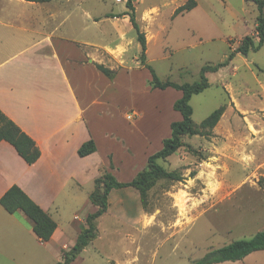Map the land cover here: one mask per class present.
<instances>
[{
  "label": "rangeland",
  "instance_id": "374dc122",
  "mask_svg": "<svg viewBox=\"0 0 264 264\" xmlns=\"http://www.w3.org/2000/svg\"><path fill=\"white\" fill-rule=\"evenodd\" d=\"M195 1L194 10L179 16L176 15L178 6L188 0H134L136 22L150 43L148 62L163 81L197 82L204 66L227 61L245 36H252L256 43L259 42L256 34L259 10L254 2ZM127 2L90 0L88 6L97 14L93 19L103 20L106 15L102 14L107 12L120 16V10L128 8ZM129 12L132 13L130 9ZM76 17L77 14L68 24ZM107 23L110 22L102 24V29L106 30L105 39L109 45L115 43L116 48L120 41L114 38ZM125 41L126 49L107 52L104 62L108 68L131 71L122 73L116 84L107 78L100 81V87L109 88L111 96L116 93L113 90L116 86L122 94L119 99L122 103L111 110L93 107L89 111V121L108 123L102 121L112 117L119 123H139L138 127L126 130L128 133L133 130L129 136L143 147L148 146L147 152L152 154L159 152L162 140L171 137V124L182 120L181 114L174 110L181 92L152 90L151 74L140 66L141 44L135 28ZM243 59H247L251 69L245 67ZM233 63L244 66L239 75L231 74L230 65L209 73L211 87L191 101L196 125L226 106L213 135L187 136L184 140L189 147L180 149L166 161L159 160L164 169L177 172L183 180H158L148 193L146 206L134 188L124 196L114 194L108 212L98 220L97 239L73 264H192L212 250L235 240L250 239L264 230V123H260L261 117L256 110L263 97L257 89L256 76L264 77L260 70L264 69V47L248 57H234ZM241 78L249 93L244 91ZM98 79L91 75V87L98 88ZM232 88L237 93L243 88L240 110L231 108ZM121 146L124 148L125 144L122 142ZM206 147H211V151H205ZM213 149L216 152H212ZM110 163V168L114 167L111 157ZM131 163L134 159L121 163L122 170L114 173L120 182L130 179ZM146 166L140 165V168ZM75 209L64 210L70 215ZM88 210L83 208L79 214L86 216ZM24 223L25 229H20L19 235L0 238V264L61 262L57 249L38 244L29 231L28 218ZM222 264H264V251L253 253L243 261Z\"/></svg>",
  "mask_w": 264,
  "mask_h": 264
},
{
  "label": "crops",
  "instance_id": "0c3cea01",
  "mask_svg": "<svg viewBox=\"0 0 264 264\" xmlns=\"http://www.w3.org/2000/svg\"><path fill=\"white\" fill-rule=\"evenodd\" d=\"M89 4L90 0H0V110L36 142L42 153L37 163L28 165L10 143H0V200L16 185L45 210L57 223L52 239L42 243L32 225L29 231L39 245L57 249L61 258L63 251L76 244L87 217L97 211L90 196L103 169L119 173L121 163L134 159L130 179L123 182L128 183L145 169L140 165H147L149 157L158 152H147L148 146L143 147L129 136L133 130L128 133L126 128L138 127L139 123H119L112 117L102 121L108 123L89 121L93 107L111 110L122 103L116 86L113 90L118 94L113 96L109 95V88L100 87V81L107 77L96 64L105 66L107 52L126 49L125 39L134 28L128 8L121 9L120 16L113 12L102 14L106 18L99 20L93 19L97 14L89 10ZM75 14L76 19L68 24ZM104 21L110 22V32L120 41L116 48L115 43L109 45L105 39ZM147 46L148 61L150 43ZM243 61L245 67L249 66L247 59ZM229 65L234 76L244 67L235 65L233 60ZM110 69L118 72L114 80L107 78L113 84L122 73L131 71ZM260 70L264 72L263 68ZM91 75L99 78L98 88L91 87ZM256 79L257 89L263 95L256 110L260 123H264V77ZM240 83L249 93L242 78ZM241 90H231L233 110H240ZM91 140L96 144V152L81 157L80 148ZM206 150L211 151V147ZM110 157L114 169L110 168ZM130 189L113 190L109 203L112 204L114 194L124 196ZM68 208L76 209L68 215L64 210ZM83 208L89 209L86 216L79 214ZM24 220L27 217L22 212L9 214L0 204V238L19 235L20 229H25Z\"/></svg>",
  "mask_w": 264,
  "mask_h": 264
},
{
  "label": "trees",
  "instance_id": "16d2710c",
  "mask_svg": "<svg viewBox=\"0 0 264 264\" xmlns=\"http://www.w3.org/2000/svg\"><path fill=\"white\" fill-rule=\"evenodd\" d=\"M250 1L254 2L259 10L256 27L259 42L256 43L252 36H245L239 47L231 52L227 61L218 65L204 66L201 70V78L197 82L178 84L170 80H161L155 69L148 63L147 41L136 22L134 0H128L127 7L132 11L131 20L141 44L139 60L141 66L151 74L150 87L152 90L175 89L182 93V97L174 104V110L181 114L182 120L171 124V137L164 140L163 148L149 158L147 167L133 181L128 183L120 182L109 170L102 173L101 177L96 180L95 190L90 196V200L97 207V211L87 217V227L80 233L76 244L70 250L64 251L62 261L57 264H73L89 244L97 239L98 220L108 212L109 197L113 190L134 188L139 192L143 206H146L148 193L158 180L169 179L178 182L183 180V177L177 172H169L164 169L159 164V160L166 161L180 149L189 147L184 140L187 136L211 137L213 135V129L224 115L226 106L214 111L200 125H196L193 121L194 110L191 106V101L195 95H199L211 87L207 75L219 72L222 68L228 66L237 54L248 57L251 53L259 52L264 47V0ZM196 7L197 3L195 0H188L185 5L178 8L176 15H184ZM96 67L110 80H114L118 74L117 71L104 65L96 64ZM3 141L10 143L28 165L37 163L41 158L42 153L36 142L0 110V143ZM96 150V144L91 140L80 148L79 155L86 157L96 152ZM111 169H114V167L112 166ZM0 204L9 214L13 215L23 212L31 222L34 233L42 243L49 242L52 239L57 230V223L19 186L15 185L8 190L1 198ZM260 251H264V230L258 232L250 239L235 240L221 248L212 250L192 264L239 262Z\"/></svg>",
  "mask_w": 264,
  "mask_h": 264
},
{
  "label": "built area",
  "instance_id": "2783aa9c",
  "mask_svg": "<svg viewBox=\"0 0 264 264\" xmlns=\"http://www.w3.org/2000/svg\"><path fill=\"white\" fill-rule=\"evenodd\" d=\"M117 2L121 3V2H122V0H117Z\"/></svg>",
  "mask_w": 264,
  "mask_h": 264
}]
</instances>
